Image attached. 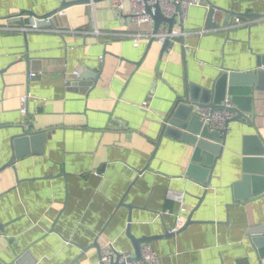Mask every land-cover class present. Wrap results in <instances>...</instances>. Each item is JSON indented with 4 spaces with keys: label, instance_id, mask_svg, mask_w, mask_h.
I'll return each instance as SVG.
<instances>
[{
    "label": "crops",
    "instance_id": "obj_1",
    "mask_svg": "<svg viewBox=\"0 0 264 264\" xmlns=\"http://www.w3.org/2000/svg\"><path fill=\"white\" fill-rule=\"evenodd\" d=\"M62 3L0 0L1 260L93 264L96 241L135 255L130 229L153 237L141 245H152L159 264H261L254 239L264 236V192L254 194L262 183L242 181L264 147V0L191 6L163 57L158 38L134 46L135 33L153 34L155 21L138 26L111 0L71 5L44 30L5 29L23 24L11 15H45ZM230 90L246 118L230 123L204 197L209 176L193 160L195 145L167 134L163 119L178 104L185 111ZM31 126L36 133L20 138Z\"/></svg>",
    "mask_w": 264,
    "mask_h": 264
},
{
    "label": "water",
    "instance_id": "obj_2",
    "mask_svg": "<svg viewBox=\"0 0 264 264\" xmlns=\"http://www.w3.org/2000/svg\"><path fill=\"white\" fill-rule=\"evenodd\" d=\"M98 1L99 0H63V3L61 4L60 7H58L57 9L53 11L46 13L45 15H37L35 13L23 11L21 13L11 15L10 19L13 22L22 21L23 25H25V20L19 16L30 13L38 19V24L40 26H43L48 23L47 17L53 16L56 13L62 12L64 9H66L67 7L71 5H76V4H81V3L92 4ZM147 9H148L149 14L153 16L154 21H155V31H154L155 34H159L158 31L162 23H168L169 27L167 29V33L170 34L173 30H175L176 23L178 19H180L179 15L167 17L166 15L163 14L159 4H156L155 6H151V7L149 6ZM216 11H217V8L215 6H212L208 10L207 25H210V26L213 25V21L217 15ZM229 16H231L230 12H228L227 18H229ZM238 18L242 20L245 17L240 14V17ZM155 39H157V35H154L151 40L153 41ZM171 43H172V36L170 35L166 38L163 44L162 57L164 56L165 52H167V50L169 49ZM1 71L3 70H0V72ZM228 75H229L228 73H225L223 78H225V76H228ZM226 84L228 88L229 86L228 79H227ZM230 84H232V82H230ZM227 92L228 91L224 93V96H222V98H217V96L213 94L214 95L213 100H211L212 96L210 94L204 95L203 97H201L202 101L196 102L195 104L201 108L208 106V107H211L213 110H223L225 109V106L223 105L222 101H224L226 95L228 94ZM229 93H230L229 95L232 96L231 97L232 102L236 101L235 97L233 96V91L230 90ZM195 104L193 106H189L187 109H185V111H183L184 109H182L181 107L178 110L177 109L179 107V104H178V106L172 110V113L166 117V121L168 122L165 123V132L169 135L175 134L177 137L184 138L188 142H192L195 145V153H194L193 160L199 163H202L205 167V172L208 173V176H209L206 179V181L201 182L206 191V193L204 194V197H205L207 194L209 185L211 183V179L213 177V171L215 169V166L218 160L221 159L223 156L222 153L226 145L227 133L229 130L230 123L235 120H240V117L246 118V114H245V111H242L236 105L231 107L230 110L234 112V116L227 121L225 129L222 131V133H220L216 131H210L207 128H203V124L200 127L196 125L199 120V115L198 113H194ZM35 133L36 131L31 126L25 129L24 134H22L20 138H24L28 140L30 136ZM198 135H201V136L198 137ZM262 150L263 151L259 153L260 154L259 157H255L254 159H252L253 163L247 166L245 170L246 174L244 175V179L242 181V183H245L246 181L249 182L250 180L255 184H259V182L262 183L261 184L262 186L258 188L259 190L258 192L254 194V196L261 195L264 192V184H263L264 183V147ZM20 156H21L20 154H15L14 157H12L9 160L10 162H8V165L13 166L15 163V159L19 158ZM121 204H126L130 208L132 207V205L125 203L124 200L121 201ZM192 222L193 220H192V217L190 216L186 225ZM0 228H2L1 222H0ZM128 234L132 238L134 246L136 248V254L134 255V257H132V259L141 260L142 248H143V246L141 245L142 242H149L150 240H152L153 237L142 236L140 238H137L132 234L130 229H128ZM169 234L174 235L175 233L173 232L170 233L169 231H167L166 234H164L163 236H168ZM254 241L257 242L259 246L264 248V236H257L255 237ZM95 246L98 248L100 252V256H99V259H100L102 257L103 247H101L97 241L95 242ZM84 251L86 252L87 250L84 249ZM0 264H15V263L14 262L7 263L1 260L0 258ZM110 264H121L119 262V256L113 255L112 262Z\"/></svg>",
    "mask_w": 264,
    "mask_h": 264
},
{
    "label": "built area",
    "instance_id": "obj_3",
    "mask_svg": "<svg viewBox=\"0 0 264 264\" xmlns=\"http://www.w3.org/2000/svg\"><path fill=\"white\" fill-rule=\"evenodd\" d=\"M112 8L114 10H118L122 13H127L133 23L141 26L144 23L152 22L154 20L153 16H151L148 12V7L155 6L159 4L161 10L164 15L167 17H171L174 15H179V18L184 21L187 19V12L191 6H203V0H111ZM23 19L24 15L19 16ZM32 21L27 25H14L12 22L5 28L8 30L16 29L23 32H27L28 30H44L46 25L40 26L38 24V19L34 16L31 17ZM11 21L10 18H8ZM52 21V16L47 17V24H50ZM241 19L237 18V23H240ZM60 31V30H57ZM181 34L177 30H173L170 34L166 33L164 35L159 36L160 34H144L141 32L135 33L133 41L134 46H138L141 40L144 37H153L157 35V38L161 44H164L166 38L168 36H176ZM76 75H80L79 72H75ZM32 75H36L35 72H32ZM31 94L24 95L21 97L22 109L23 113H28V107H26V102L30 99ZM143 104L147 107H150L149 102H143ZM223 105L225 109L223 110H213L211 107H202L199 111V118L202 120L203 128H207L210 131H216L222 133V131L226 127L227 121L234 116V112L230 110L231 107L234 106V102L229 95H227L223 101ZM164 124L167 123L166 116L163 119ZM201 135H198L200 137ZM182 202V209H185L183 196L179 199ZM183 222V217H179L178 226H180ZM176 226L175 229L172 230L173 233L177 232L179 227ZM102 257L98 259L93 264H110L112 262V257L119 256V262L121 264H159V255L156 254L152 245L146 243L142 248V258L141 260L132 259L134 255L127 250H118L116 246H114L113 242H105L102 246ZM264 264V257L262 258V263Z\"/></svg>",
    "mask_w": 264,
    "mask_h": 264
}]
</instances>
